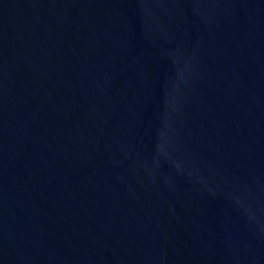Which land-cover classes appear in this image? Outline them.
Here are the masks:
<instances>
[{
	"label": "water",
	"instance_id": "95a60500",
	"mask_svg": "<svg viewBox=\"0 0 264 264\" xmlns=\"http://www.w3.org/2000/svg\"><path fill=\"white\" fill-rule=\"evenodd\" d=\"M0 264H264V0H0Z\"/></svg>",
	"mask_w": 264,
	"mask_h": 264
}]
</instances>
